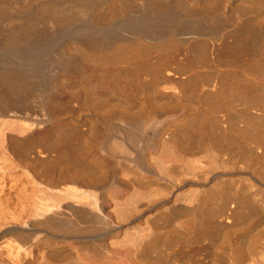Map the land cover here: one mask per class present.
<instances>
[{"label":"bare ground","instance_id":"6f19581e","mask_svg":"<svg viewBox=\"0 0 264 264\" xmlns=\"http://www.w3.org/2000/svg\"><path fill=\"white\" fill-rule=\"evenodd\" d=\"M0 264H264V0H0Z\"/></svg>","mask_w":264,"mask_h":264}]
</instances>
